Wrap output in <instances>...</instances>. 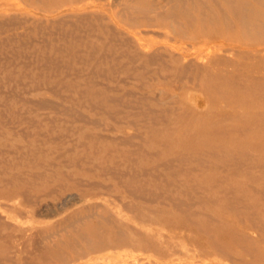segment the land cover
Here are the masks:
<instances>
[{"label": "rangeland", "instance_id": "rangeland-1", "mask_svg": "<svg viewBox=\"0 0 264 264\" xmlns=\"http://www.w3.org/2000/svg\"><path fill=\"white\" fill-rule=\"evenodd\" d=\"M0 1L1 264H264L263 73L242 65L231 82L192 71L189 81L175 76L177 61L166 54L149 62L119 35L104 45L95 39L108 36L100 21L130 27L116 0ZM139 1L150 0H130ZM71 5L101 6L102 18L55 14ZM134 29L151 45L191 51L164 29ZM113 84L117 91L104 88ZM190 84L206 94L200 114L178 102ZM234 112H243L241 120ZM92 119L98 123H85ZM105 126L137 136L110 145L85 135ZM84 180L104 187L79 185ZM93 202L120 217L131 247L92 252L104 256L97 261L72 259L87 245L73 239L75 229L91 224L76 217L96 211ZM105 229L97 225L96 237ZM47 230L52 240L43 238ZM129 250L137 259L125 256Z\"/></svg>", "mask_w": 264, "mask_h": 264}, {"label": "bare ground", "instance_id": "bare-ground-1", "mask_svg": "<svg viewBox=\"0 0 264 264\" xmlns=\"http://www.w3.org/2000/svg\"><path fill=\"white\" fill-rule=\"evenodd\" d=\"M116 1L118 3L122 4V5L119 4L122 6V8H125L128 10V16L127 17L129 18L128 25L130 27L119 28V30L118 29H111L110 27H108L109 25L103 24L100 21V23H99L100 31L102 29L103 30L102 32H105V34H107L108 36H106V37L102 36L100 38L95 37V39H98L100 42L103 41L104 45L107 43V40H110V38L112 39L113 36L119 35V39L121 38L120 39L121 42H124L127 45H129L131 50H133V51H134V49H135V51H136V49H138L139 53L136 52V54H140L141 56H144L146 58V60H148L149 62L154 63V59H156V57H159V56L166 54V57H169V58L177 61L178 66H176L175 76H177L179 78H183V77L188 78L189 81H191V80L189 79L188 71H192L194 73V75H196V76H207L208 77V76H212V75H219L221 78H223L227 81L230 80V82H231V81H234L235 79H237V77H239L240 71L243 68V67H241L242 65L247 66V68H250V67L254 68L255 71L261 72L264 74V0H150V1H139L136 3H131L130 0H129V2H127L125 0H122L121 2H120V0H116ZM132 1H136V0H132ZM94 7H95V9H92V11H88V12H78L79 11L78 8L75 7L74 5H71L69 7H62V8L58 7L54 11H56V13H55L56 15H63V16L68 15V16H73L74 18H84V19L87 18V22H88V21H92V19H95V18L96 19L102 18V14L98 13V11L100 12L101 10H103V8L101 6H96V5ZM122 8H120V10H122ZM108 10H106V11L108 12ZM73 11H76V12L74 13ZM93 12H95V13H93ZM116 13H118V12H116ZM63 16H61L60 18H64ZM58 19H56V21ZM2 21H4V20H2ZM12 23H14V22H12ZM93 27L96 28L97 26L96 27L91 26L89 28L91 29ZM133 27L134 28L142 27L143 30H151V31H155L156 29H158V30L164 29L163 33L166 32V36L172 38L173 41H179L180 44H182L183 46H185L186 43L189 42V46H190L191 51L186 50V47L182 48L181 46L171 44V42H170V44H169V42L166 44V48H163L165 46H162V45H160V46L151 45L150 41L143 40L144 38L142 36L138 35L140 33V31L134 29ZM55 29H56V27H55ZM240 30H245L247 32V34L242 35V33H241V35H238V32ZM90 35H92V34H90ZM160 35H161V33H160ZM92 37H94V36H92ZM189 46H188V48H189ZM54 49H56V48H54ZM89 53H91V52H89ZM229 66H231L232 68L229 69L228 68ZM52 87H54V86H52ZM62 87H63V85H62ZM183 87L184 86L182 85V88ZM104 88L105 89L107 88L108 91H117L119 89L118 85H114V84L113 85H105ZM46 89L50 90L49 87H47ZM183 91L184 92L182 93L183 94L182 99H180L178 102L183 103V105L185 107H187L188 109H190L192 111V113H194V114L202 113L206 108V103L203 105V101L201 100L200 95L206 99L205 92L203 90H201L199 87L193 86L192 84L186 86ZM51 92H53V90H51ZM192 92H194V93H192ZM191 94H193L195 96L194 99L192 97H190ZM234 94H235V92H234ZM155 97H156V95H155ZM153 99L155 100L154 97H153ZM114 100H117V99H115L114 97L113 98L111 97L110 100H108V101H110L112 103ZM34 102H35V100H34ZM38 102L36 101L35 105ZM44 102H46V101L42 100L39 103H41V105H42ZM31 103H32V101H31ZM39 105H38V107H39ZM91 106H93V105H91ZM42 107H46V105L42 106ZM53 108H55V107H53ZM263 110H261V111L263 112ZM117 111H119V110H117ZM154 111H155V109H154ZM180 112L183 114V116L187 114L186 111L184 112L181 110ZM241 114H243V112L242 113H239V112L235 113L234 112L233 116H235L238 120H241V118L243 117ZM70 115H72V114H70ZM79 115H80L79 118L81 120H84L83 119L84 116L82 114H79ZM199 116L200 115H196V116L191 118L194 121V124L195 123L197 125L200 124L201 121H199V118L201 119L202 117H199ZM205 117H206V120H210V118L207 116V114L205 115ZM80 119H78V120H80ZM92 120H90L89 122L86 121L85 123H87L88 125H91V126H93L94 123H98V121L96 122V120H93V121ZM212 120L213 119H211V123H213ZM117 131H118V129H116V128H111L109 126H105L102 129H97L96 132L88 133L85 135L88 136V139H90V140H92V139L97 140L98 139L99 141L101 140L102 143L110 144V145H115V144L117 145V144H123L126 142H130L132 137L135 135V134L122 135V134H119ZM136 136H137V134L135 135V137ZM139 138H141V137L139 136ZM54 139H56V138H54ZM68 149L70 150L71 148H68ZM104 150H105V148L103 149V151ZM61 154H63V153H61ZM153 154H154V152H153ZM198 154H200V153H198ZM212 155H213V152H212ZM174 158L177 160L176 157H174ZM174 158H171V159H174ZM196 160H197V158H196ZM170 161H172V160H170ZM109 162L110 161H108V163ZM155 166H157V165H155ZM155 166H154V168H155ZM109 170H110V167L106 165L104 167V170L99 172V175L104 177L108 174ZM143 173H145V170ZM80 182H79V185H81V184L87 185V186H89V185L90 186L100 185V186L104 187V185H101V183H98L95 180H91V181L90 180H87V181L84 180L81 183ZM248 185L251 186L249 183H248ZM127 190H129V189H127ZM131 191H130V194L133 195L135 192H131ZM23 192H21V193H23ZM50 192H52V191H50ZM258 192H260V191H258ZM24 194L25 193H23V197H24ZM66 196H67V194H66ZM72 197H75V196L73 195L70 198L72 199ZM138 197L140 198L142 196L138 195ZM135 198H137V195L135 196ZM150 200H148V201H150ZM263 200H264V197H263ZM29 201L31 202V200H29ZM152 201H154V200L152 199ZM124 204L122 203V205H124ZM176 205L180 206L178 204H176ZM177 206L175 207V209H178ZM93 207L96 208V211L95 210L92 211L93 213L88 212L85 215H80L79 217H76V220L77 219L80 220L83 217H85L84 220H87L90 218L88 221L91 222V224L88 228L82 229L81 226L80 227L78 226L77 229H75L77 231V236L73 237V239L75 241L77 240L78 242H79V239H82L85 243H87V245H86V247H82L81 250L79 249L77 251V252H79L77 255L72 254L71 255L72 259H75V258L78 259V258L82 257L83 259L86 258V260L96 259L95 261H97L101 257H104V256L96 255V254L93 255L92 252H102L103 250L109 249L112 247L113 248L131 247L129 245L130 239L128 238V235L126 234V230L124 229V227H121L118 224V219H120V217L117 214L113 213L110 209L108 210V209L104 208L103 205H102V208L99 209V205L95 202H93ZM179 210H181V209H179ZM206 216H208V215H206ZM76 220H74V221H76ZM99 224H101V227L103 229L106 228L102 234V237H96V234L98 233L97 225H99ZM67 225L73 226L74 223L68 222ZM47 231L46 232L41 231V233L44 236V237L43 236L42 237L43 238L46 237V238L52 240V238H50V237L54 236L53 233L56 231V229H55V231L54 230H49L48 232ZM31 240H33V239H31ZM34 241H36V240L34 239ZM80 245H82V244H80ZM48 246L50 247L52 245H48ZM113 253L116 255H119L118 257H120L119 252H113ZM63 256H64L63 254L60 255V257H63ZM78 256H80V257H78ZM125 256H127V257L130 256L131 258L129 260H131V261L137 259V257H138L136 254L133 255L130 250L128 253L125 254ZM23 258H26V257H23ZM43 259H45V258H43ZM122 260H123V258H122ZM29 263H31L29 260H27V259L24 260V264H29ZM41 263H43V262H41ZM36 264H39V263L37 262Z\"/></svg>", "mask_w": 264, "mask_h": 264}]
</instances>
